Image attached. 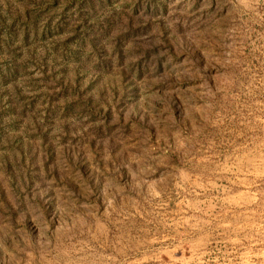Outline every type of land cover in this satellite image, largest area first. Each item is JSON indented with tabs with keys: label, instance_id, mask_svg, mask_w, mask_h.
<instances>
[{
	"label": "rangeland",
	"instance_id": "1",
	"mask_svg": "<svg viewBox=\"0 0 264 264\" xmlns=\"http://www.w3.org/2000/svg\"><path fill=\"white\" fill-rule=\"evenodd\" d=\"M0 264H264V0H0Z\"/></svg>",
	"mask_w": 264,
	"mask_h": 264
},
{
	"label": "bare ground",
	"instance_id": "2",
	"mask_svg": "<svg viewBox=\"0 0 264 264\" xmlns=\"http://www.w3.org/2000/svg\"><path fill=\"white\" fill-rule=\"evenodd\" d=\"M263 184V183H262Z\"/></svg>",
	"mask_w": 264,
	"mask_h": 264
}]
</instances>
